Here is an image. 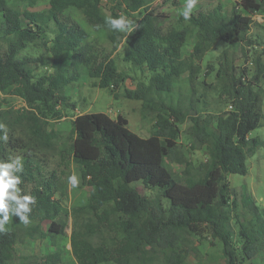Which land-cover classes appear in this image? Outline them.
I'll list each match as a JSON object with an SVG mask.
<instances>
[{"label":"trees","instance_id":"obj_1","mask_svg":"<svg viewBox=\"0 0 264 264\" xmlns=\"http://www.w3.org/2000/svg\"><path fill=\"white\" fill-rule=\"evenodd\" d=\"M150 0H50L42 12H18L9 0H0V92L21 99L27 108L9 115L0 113V161L21 158L24 170L20 195L34 203L24 224L13 215L0 232V264H16L17 245L26 238L53 245L64 235L63 206L58 195L65 191L73 164L80 166L84 185L91 188L85 205L73 208L71 244L78 264H187L192 251L188 236L207 227L223 243L225 264H245L264 252V224L253 198L243 205L255 222L239 223V240L231 226V175L249 172L248 158L264 140L251 133L264 125V50L251 35V14L264 9V0H237L226 12L220 3L192 12L185 21L167 12L170 0L149 5ZM110 17L126 18L144 11L132 32L112 30ZM76 11L90 28L106 32L103 42L92 39L88 29L70 12ZM70 11V12H69ZM244 13H248L245 15ZM49 33L53 35L49 38ZM127 34V35H126ZM191 36L193 52L183 55ZM125 38L124 61L146 68L149 78L126 90L125 97L141 101L147 114H156V130L143 138L129 128V121L105 113H88L74 122L73 138L58 150L42 125L61 120L68 108V88L83 75L103 89L120 87L124 76L114 55ZM218 42L240 45L243 54L254 51L252 68L237 74L235 52L225 50L218 60L216 81L219 98L230 107L221 113L201 111L194 100L207 53ZM30 46L43 50L40 57H19ZM46 57H49L47 60ZM51 63L53 73L37 78L33 65ZM213 66H208L206 75ZM188 74L191 94L186 109L174 106L163 94L174 92V83ZM202 84V83H201ZM205 85V82H203ZM194 112V113H191ZM190 122L188 134L206 147L208 162L202 175L189 176V160L179 152L180 125ZM7 135V140L3 137ZM53 152V154H51ZM183 163L187 177L176 176L167 166ZM160 192L168 203L149 198ZM232 201V202H231ZM14 203V202H13ZM48 224V230L44 226ZM99 235L100 244L93 238ZM30 264H66L60 251L33 256Z\"/></svg>","mask_w":264,"mask_h":264},{"label":"rangeland","instance_id":"obj_2","mask_svg":"<svg viewBox=\"0 0 264 264\" xmlns=\"http://www.w3.org/2000/svg\"><path fill=\"white\" fill-rule=\"evenodd\" d=\"M50 0H9V3L20 13L25 11L30 12H42L49 8ZM160 2V0H150L149 5ZM187 0H170L169 8L167 12L172 14L175 18L182 15L186 6ZM237 0H197V3L192 12L199 10H208L215 4L220 3L223 7V11H230L235 7ZM70 12V11H69ZM75 15L77 19L88 29L92 39L103 42L106 39V32L98 31L90 28L83 21L82 17L77 14L76 11L70 12ZM103 16L105 18L110 17L108 7L103 9ZM144 11L133 15V17L126 18L132 21L133 28H135ZM247 15L248 13H244ZM254 21L251 28V35L258 36V40H261V46L258 47L259 51L264 50V9L261 12H256L250 15ZM4 17L0 13V24L3 22ZM1 33V32H0ZM128 33V32H126ZM49 38H52L51 33L48 34ZM127 35V34H126ZM196 37L191 36L188 39L187 44L183 48V55L188 56L193 52ZM235 52V58L237 62V74L246 67L249 70L252 68V58L254 51H248L247 56L243 54L240 45L229 46L223 42H218L217 45L206 54L202 65V74L199 77V84L196 89V96L194 100L199 99V96H203L204 99H199L200 103H196L197 108L201 111L211 113H221L230 109L228 104L224 103L218 94L219 87L216 85V70L218 68V60L225 50ZM128 52V47L125 43V38L122 40L119 50L114 55L119 71L124 76L123 83L120 87L103 89L94 84V81L89 79L87 75H83L76 83L68 88L69 107L63 108V117L58 121H51L47 125H42L46 134L54 135L56 139L52 140L55 147L65 149L71 139L73 138L74 122L76 118L82 114L88 113H105L111 118L116 119L119 116L125 117L129 121V128L143 138L151 136V134L157 129V115L147 114L142 109L141 101L127 99L125 97L126 90H135L138 83L146 81L149 78V74L146 68H135L124 61V56ZM43 54V50L38 47L30 46L25 50H22L19 57L24 56L40 57ZM47 60L49 57H46ZM208 66H213L215 71L210 70L209 75H206ZM34 74L37 78L53 73L51 63L46 65L36 64L32 66ZM205 82V85H203ZM202 83V84H201ZM264 88V81L262 83ZM174 92L168 95L163 94V97L168 102H173L174 106L180 101V106L186 109L188 106L189 95L191 94L190 86L188 83V74H184L179 80L174 83ZM220 91V90H219ZM27 108L26 104L19 98L12 97L0 92V113L3 111H9V115L14 116L16 111H20ZM264 108V107H263ZM194 113V112H191ZM191 123L186 122L180 125V138H179V152L185 156L190 166L183 163L170 162L167 160V166L172 172L180 177H187L185 169L189 176L199 177L202 175L200 166L208 162V155L206 147L199 146L188 134V129ZM259 137L264 140V125L251 133V138ZM53 154V152H51ZM249 172L247 175H231L229 177L230 187L233 191L232 201L237 203V206L231 203L230 209L232 214L231 226L234 230V239L239 240V223L244 221L255 222L253 213L243 205V196L250 195L253 198L257 210L259 211L262 222L264 224V148L260 147L257 152L248 158L247 161ZM75 174L78 177L79 184L77 187H72L69 183L65 188V191L58 195L63 206L62 220L66 224L64 229V235L58 240L57 245H53L51 238L42 242L38 239L26 238L22 243L17 245L18 256L16 264H30V259L33 256L42 257L48 253L60 251L62 253L63 261L66 264H78L76 261L71 244V235L73 228V208L85 205L90 197L91 188L84 185L81 178L80 166L73 164L72 175ZM149 198L161 199L165 206L168 203L162 197L160 192H150L147 194ZM231 201V202H232ZM49 225L46 224L44 229L47 231ZM192 251L188 255L187 264H225L223 256V243L220 239L215 238L212 232L207 227H203L198 235L188 236ZM95 244H100L101 239L99 235H95L93 238ZM105 264H114L111 262ZM245 264H264V252L260 256Z\"/></svg>","mask_w":264,"mask_h":264},{"label":"clouds","instance_id":"obj_3","mask_svg":"<svg viewBox=\"0 0 264 264\" xmlns=\"http://www.w3.org/2000/svg\"><path fill=\"white\" fill-rule=\"evenodd\" d=\"M197 3V0H187L183 10L185 21L190 19L191 13ZM106 24L112 30L121 32H132V21L121 16L119 18H106ZM4 127L0 125V128ZM7 135L3 137L7 140ZM24 170V165L21 158L17 157L10 162L0 161V232L6 231L5 225L13 215L19 216L20 221L24 224L29 223V217L26 213L31 212L30 205L34 203V197L31 195H20L21 189L18 187L21 183V173ZM68 183L72 187H77L79 184L78 177L73 174L68 177ZM14 202V203H13Z\"/></svg>","mask_w":264,"mask_h":264}]
</instances>
